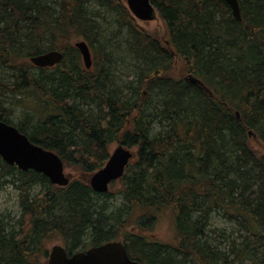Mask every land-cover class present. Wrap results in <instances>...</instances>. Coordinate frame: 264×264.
Wrapping results in <instances>:
<instances>
[{
  "label": "trees",
  "instance_id": "1",
  "mask_svg": "<svg viewBox=\"0 0 264 264\" xmlns=\"http://www.w3.org/2000/svg\"><path fill=\"white\" fill-rule=\"evenodd\" d=\"M151 2L163 38L142 28L125 0H0V69L11 72L0 79V121L13 125L2 98L29 100L33 114L13 126L78 174L61 188L0 158V191L13 184L21 192L16 227L0 214V264H45L56 240L69 256L122 241L142 264H245L264 250V155L249 136L264 145V0H239L241 23L224 0ZM92 5L118 14L130 51L147 66L128 98L113 89ZM75 40L89 45L91 70ZM54 50L64 54L58 66L31 64ZM114 143L136 157L120 181L124 204L109 213L111 189L98 194L87 179L106 165ZM254 179L258 192L239 204L237 192L245 196ZM36 186L43 193L31 198ZM214 208L234 210L258 245L232 247V261L211 249ZM162 215L175 229L170 244L148 237Z\"/></svg>",
  "mask_w": 264,
  "mask_h": 264
},
{
  "label": "rangeland",
  "instance_id": "2",
  "mask_svg": "<svg viewBox=\"0 0 264 264\" xmlns=\"http://www.w3.org/2000/svg\"><path fill=\"white\" fill-rule=\"evenodd\" d=\"M49 5L53 0H47ZM90 14L93 16L94 20L99 24V29L101 32V44L105 48L107 54L111 57L110 62L106 63V67L109 71L110 78L113 81V89L120 90L124 96L130 97L131 90L129 85L131 82L136 81L139 77V72L146 71L147 66L145 63L135 57V55L130 51L127 40L128 33L125 29H120L117 23L118 14L103 8H99L92 5L88 8ZM157 20L149 23L138 22V24L144 28L147 32L155 35L156 37L163 38L166 29L164 22L160 19L157 12ZM1 26V25H0ZM77 40L74 41V43ZM73 43V45H74ZM11 77V72L8 70L0 69V79H8ZM22 99V98H16ZM5 102V107L12 111V116L10 121L13 125H18L23 123L28 115H32V109L29 100H25L20 104H17L13 97L7 96L2 98ZM95 106H91L93 112ZM87 111V110H86ZM156 130H158L156 128ZM251 146L255 148L259 155H264V145L257 138L250 137ZM118 146L117 143L112 145L110 153ZM133 151V150H132ZM135 151V150H134ZM66 174L71 175L72 179L78 177L77 173L72 169L66 168ZM252 171V170H251ZM17 174V173H15ZM255 173H250V177L254 178ZM19 176H17L18 178ZM80 178V177H79ZM253 187L247 190L245 196H242V191L239 190L235 196L238 203L245 202L250 193L258 192V185L254 179L252 182ZM121 182H118L114 187L111 188L110 194L111 198L108 200L107 204L109 206V213H115L117 209L121 208L124 204L123 198L120 194ZM244 190V188L242 189ZM43 193V189L40 186L33 187L30 191L31 198H35ZM20 195L21 192L13 184L6 185L2 191H0V214L7 216V221L10 227H16L15 223L19 219L21 214L20 206ZM105 202V199L101 203ZM206 214V213H205ZM208 224L206 229L207 239L206 242L211 249L216 250L220 255L227 258L228 261H232L235 255L231 254V248L235 247L240 249L243 243L248 240L250 241V246H257L259 239L253 238L248 232L249 224L240 216L234 213V210L229 208H214L207 212ZM236 215V216H235ZM196 218V216H195ZM171 218L167 215H162L151 233V239L158 241L160 243L170 244L173 241V237L176 236L173 223ZM258 231L262 232L260 227ZM90 242L89 239L86 240V245ZM53 245H62L61 242L57 241L50 244L48 249L50 250ZM46 260L45 264L47 263ZM217 263L221 264L219 260H215ZM193 264V263H190ZM245 264H264V250L260 249L258 252L254 253L252 259H248Z\"/></svg>",
  "mask_w": 264,
  "mask_h": 264
},
{
  "label": "water",
  "instance_id": "3",
  "mask_svg": "<svg viewBox=\"0 0 264 264\" xmlns=\"http://www.w3.org/2000/svg\"><path fill=\"white\" fill-rule=\"evenodd\" d=\"M229 6L234 19L242 22V12L239 0H224ZM126 6L132 16L142 23L157 20V10L151 0H125ZM75 48L81 54L86 70L93 66L92 53L86 41H77ZM64 54L59 51H50L30 59L36 68H53L61 64ZM187 81L203 86V83L193 76ZM205 87V86H204ZM205 91H208L207 89ZM239 116V115H238ZM249 136L256 138L250 131ZM135 153L120 145L110 154L106 165L88 177V185L98 194L110 191L111 184L122 180L127 167L133 162ZM0 158L10 166L22 172L33 171L44 175L54 186L66 188L72 181L71 175L66 174L62 159L52 151L36 145L22 134L15 126L0 121ZM46 264H142L130 258L122 241L110 242L98 247H93L85 252H78L69 256L62 245H53L49 250Z\"/></svg>",
  "mask_w": 264,
  "mask_h": 264
}]
</instances>
